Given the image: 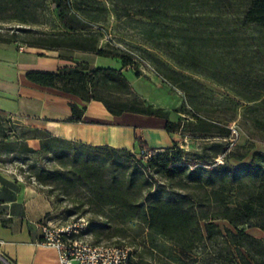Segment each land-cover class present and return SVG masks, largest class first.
Returning a JSON list of instances; mask_svg holds the SVG:
<instances>
[{"label":"trees","instance_id":"obj_1","mask_svg":"<svg viewBox=\"0 0 264 264\" xmlns=\"http://www.w3.org/2000/svg\"><path fill=\"white\" fill-rule=\"evenodd\" d=\"M52 1L56 4L64 30L42 31L21 27L14 28L9 34L0 29V42L16 43L21 40L28 46L61 50V56L68 55L64 53L67 51H90L118 58L123 65L116 68L77 61L76 65L63 66L57 71L31 70L27 73L30 81L85 100H102L114 114L131 111L162 117L170 132L182 131L187 124L189 130L195 132L231 133L230 127L197 112H192L195 120H188L182 114L173 119L168 109L148 102L133 89L124 70L128 66L137 68L138 60L111 40L103 44L100 34L96 32L102 30L101 23L107 19L108 6L103 0ZM111 1L117 12L120 5L126 4V13L133 7L135 13L157 21L169 19L174 10L185 16L191 3L190 0ZM222 1L215 0L216 4ZM48 4L49 0H0V19L44 22ZM244 5L243 21L253 28L264 30V0H244ZM17 30L25 31L28 35L21 37ZM163 76L174 84L182 82L174 74ZM233 80L237 91L254 101L249 106L255 112L253 122L264 130V76L236 73ZM183 86L187 88L186 83ZM71 105L74 113L72 120L82 119L84 109L76 102H71ZM185 105L183 102L182 106ZM177 111L181 113L185 110L177 108ZM43 131L46 134L40 139L43 150L56 154L63 166L73 163L69 172L58 170L63 175L71 174L67 176V182L87 187L94 202L116 207L119 220L140 219L152 232L171 239L188 254L184 256L179 251H173L171 256L177 264H196L199 260L218 264H264V236H257L249 230L256 227L264 232V150L249 148L246 153L239 154L228 151L227 143L213 141V155L194 156L183 161L176 146L163 148L153 157H139V149L78 142L45 129ZM139 142L147 146L143 140ZM0 143L6 150L17 149L13 141L1 140ZM75 148L77 151L72 154L75 157H67L70 150ZM31 149V146L24 144V150ZM119 150L126 153V159L145 161L146 167L141 170L142 173L155 170L164 171L171 177L187 176L196 186L203 188L202 194L187 192L163 196L161 190L156 189L144 200L137 199L124 178L106 171L107 161L116 160ZM225 151L226 160L219 162L215 159ZM250 153V158L240 164L229 160L236 157L243 161ZM219 219L226 220L228 224L222 227L217 222ZM0 264L6 263L0 260Z\"/></svg>","mask_w":264,"mask_h":264},{"label":"rangeland","instance_id":"obj_2","mask_svg":"<svg viewBox=\"0 0 264 264\" xmlns=\"http://www.w3.org/2000/svg\"><path fill=\"white\" fill-rule=\"evenodd\" d=\"M103 1L108 6L107 19L101 23L102 30L96 31L103 44L111 40L139 53L143 59L138 61V72L144 68L154 74L170 73L180 78L182 82L176 84L167 80L180 96L179 108L185 110L181 114L188 120H195L192 112H197L232 129L228 135L217 131L203 133L189 130L186 124L182 131L176 132L172 145L178 148L183 161L194 156L210 157L215 153V146L211 145L213 141L225 142L228 151L239 154L246 153L249 148L264 150V130L255 125V112L249 109L254 101L239 93L233 80L236 73L264 76V30L243 21L244 0H223L221 4H216L215 0H190L185 16L174 10L169 19L161 21L135 13L133 7L126 13V4L120 5L117 12L111 0ZM45 11L44 22L0 19V29L9 34L14 28L21 27L64 30L52 0ZM16 32L21 37L28 35L25 31ZM16 43L26 45L21 40ZM104 93L112 96L109 92ZM43 130L22 116L0 111V142L13 141L17 146L15 150H6L0 143V186L19 187L32 182L45 189L53 196L58 222L86 216L90 219V239L96 243L128 244L132 248V264H177L171 256L173 251L188 256L171 239L152 232L140 219L119 220L116 207L94 202L87 187L67 182V176L71 174L63 175L58 170L69 172L73 163L63 166L56 154L43 150L40 145V139L46 136ZM24 144L32 149L24 150ZM76 151V148L70 150L67 157H75L72 154ZM226 153L215 159L219 162L226 160ZM250 155L243 161L236 157L229 160L240 164ZM124 156L126 153L119 150L116 160L107 161L106 171L124 178L139 200H144L156 189L161 190L163 196L187 192L202 194L203 188L196 186L187 176L171 177L164 171L155 170L142 173L145 161L138 162ZM217 222L222 227L228 224L224 219ZM249 230L257 236H264L259 228ZM196 264L218 263L199 260Z\"/></svg>","mask_w":264,"mask_h":264},{"label":"crops","instance_id":"obj_3","mask_svg":"<svg viewBox=\"0 0 264 264\" xmlns=\"http://www.w3.org/2000/svg\"><path fill=\"white\" fill-rule=\"evenodd\" d=\"M64 53L68 55L61 56L58 49L0 42V110L78 142L130 150L145 147L140 145V139L148 148L173 145L177 133L166 129V120L162 117L131 111L114 114L102 100H85L28 79L27 73L31 70L57 71L63 66H74L77 61L116 68L123 65L118 58L95 52ZM141 69L138 72L134 66H128L124 70L133 89L148 102L168 109L171 118L177 119L182 100L174 85L158 73ZM71 102L84 109L82 119L72 120ZM5 187L0 186V254L10 264H59L58 250L39 242L43 224L58 222L53 196L32 182L8 186L3 191Z\"/></svg>","mask_w":264,"mask_h":264},{"label":"built area","instance_id":"obj_4","mask_svg":"<svg viewBox=\"0 0 264 264\" xmlns=\"http://www.w3.org/2000/svg\"><path fill=\"white\" fill-rule=\"evenodd\" d=\"M122 47L133 54L136 60L143 59L136 51ZM161 149L141 147L138 156L153 157ZM89 229L90 219L84 215L64 223L47 221L42 226L39 242L58 250L59 264H131L132 248L128 244L93 242ZM0 260L10 264L2 254Z\"/></svg>","mask_w":264,"mask_h":264}]
</instances>
